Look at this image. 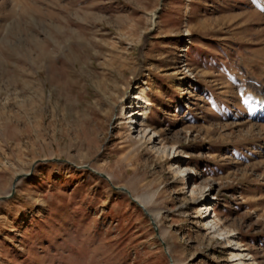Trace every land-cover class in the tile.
<instances>
[{
  "label": "rangeland",
  "instance_id": "1",
  "mask_svg": "<svg viewBox=\"0 0 264 264\" xmlns=\"http://www.w3.org/2000/svg\"><path fill=\"white\" fill-rule=\"evenodd\" d=\"M260 111L264 0H0V264H171L112 185L173 264H264Z\"/></svg>",
  "mask_w": 264,
  "mask_h": 264
},
{
  "label": "water",
  "instance_id": "2",
  "mask_svg": "<svg viewBox=\"0 0 264 264\" xmlns=\"http://www.w3.org/2000/svg\"><path fill=\"white\" fill-rule=\"evenodd\" d=\"M39 161H43V160H39ZM83 167H84V168H89L88 166H83ZM93 171H94L96 174H98L100 177H102V178H104V179H106V180L109 181V178H108V176H107L106 174H104V173H100V172H97V171H95V170H93ZM27 175H29V174H23V175H18V176H16V178H15L13 184H12V190H11L10 195L4 196V197H0V200H3V199H6V198L11 197V195H13V193H14V188H15V183H16V181H17L20 177H22V176H27ZM112 188L115 189V190H120V191L125 192L126 194H128V195L130 196L131 200H132L134 203H136V204H137V205L143 210V212H144V213L150 218L151 223H152V226H153V228H154V230H155V234H156V236L159 238V240L161 241L166 256H167V257L169 258V260L171 261V264H173V263H172V258H171V256H170L168 250H167V247H166L165 243L161 240V238H160V236H159V233H158V229H157L156 223L154 222V219H153V217L151 216V214L148 212V210H147V209H146V208H145V207H144V206H143V205H142L137 199H135L134 197H132L131 194H130V192L128 191V189H126L125 187H121V186H113V185H112Z\"/></svg>",
  "mask_w": 264,
  "mask_h": 264
},
{
  "label": "bare ground",
  "instance_id": "3",
  "mask_svg": "<svg viewBox=\"0 0 264 264\" xmlns=\"http://www.w3.org/2000/svg\"><path fill=\"white\" fill-rule=\"evenodd\" d=\"M146 112H147L146 109L144 107H141V109L137 113L139 114V116H142V115H145ZM260 112H261V116H263L264 114H262V111H260Z\"/></svg>",
  "mask_w": 264,
  "mask_h": 264
}]
</instances>
